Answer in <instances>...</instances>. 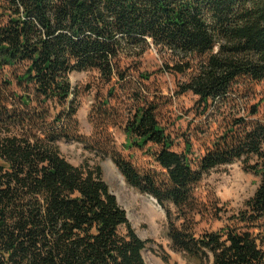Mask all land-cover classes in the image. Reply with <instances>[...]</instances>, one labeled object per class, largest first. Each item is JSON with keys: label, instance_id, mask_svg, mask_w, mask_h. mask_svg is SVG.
<instances>
[{"label": "trees", "instance_id": "1", "mask_svg": "<svg viewBox=\"0 0 264 264\" xmlns=\"http://www.w3.org/2000/svg\"><path fill=\"white\" fill-rule=\"evenodd\" d=\"M151 46L180 61L176 72L190 71L182 92L195 94L204 114L221 111L247 97L241 80L264 81V0H0V71L23 65L16 79L28 91L0 85V264H147L149 241L101 167L76 166L62 154L69 125L61 114L49 122L47 105L70 102L72 120L73 72L125 81L122 57H141ZM248 110L257 115L258 104ZM157 111L152 102L139 105L126 136L127 147H148L162 171L115 158L127 183L167 210L173 246L189 259L264 264V120L232 116L230 129L195 162L190 142L183 153L173 150ZM236 160L259 177L254 196L230 224L198 234L197 186L205 173Z\"/></svg>", "mask_w": 264, "mask_h": 264}, {"label": "rangeland", "instance_id": "2", "mask_svg": "<svg viewBox=\"0 0 264 264\" xmlns=\"http://www.w3.org/2000/svg\"><path fill=\"white\" fill-rule=\"evenodd\" d=\"M121 60L122 69L129 74L125 81L118 82L115 78L106 82L96 70L73 72L70 79L77 92L72 97L77 110L75 116L72 120L67 117L70 102L56 101L47 105L48 120L52 122L61 114L63 122L69 125L70 138L59 141L60 150L68 161L76 166L101 167L104 179L127 211L137 234L149 241L143 251L147 264H199L174 248L169 236L167 210L154 196L129 185L115 162V158H122L143 172L162 171L148 147H127L128 120L139 105L156 104L160 121L175 140L173 150L183 153L190 142L192 152L189 156L198 162L216 137L230 129L228 123L232 116L264 120V81L241 80L237 87L242 94L247 93L246 98L223 106L221 111L210 110L204 114L198 104L199 98L190 91L182 92L181 84L189 79L190 71L176 72L173 66L180 61L173 54L151 46L141 57H122ZM23 71V65L0 71V85L11 81L10 89L23 95L27 90L16 79ZM142 73L148 78H142ZM247 87L251 89L249 94ZM256 104L258 114L249 115L248 109ZM233 105L237 106L233 108ZM259 180L245 169L242 160L205 173L196 188L201 204L200 213L194 218L198 234L217 231L230 224L233 214L254 196ZM176 221L181 222V219Z\"/></svg>", "mask_w": 264, "mask_h": 264}, {"label": "bare ground", "instance_id": "3", "mask_svg": "<svg viewBox=\"0 0 264 264\" xmlns=\"http://www.w3.org/2000/svg\"><path fill=\"white\" fill-rule=\"evenodd\" d=\"M112 164V163H111ZM113 165V164H112ZM119 174V173H118ZM121 174V173H120ZM119 174V176L121 177V175ZM122 178V177H121Z\"/></svg>", "mask_w": 264, "mask_h": 264}]
</instances>
